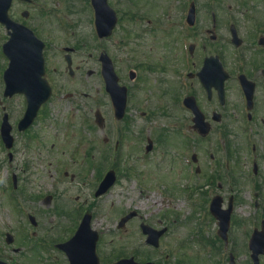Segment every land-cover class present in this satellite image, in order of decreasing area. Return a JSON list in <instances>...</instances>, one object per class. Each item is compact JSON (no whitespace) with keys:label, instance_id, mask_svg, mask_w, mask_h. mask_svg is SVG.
<instances>
[{"label":"rangeland","instance_id":"rangeland-1","mask_svg":"<svg viewBox=\"0 0 264 264\" xmlns=\"http://www.w3.org/2000/svg\"><path fill=\"white\" fill-rule=\"evenodd\" d=\"M68 1H72L76 5L74 7L73 5L64 6L59 11L62 12L65 7H68L67 15L70 18L73 13L74 21L69 19L68 23L76 25L74 33L72 34L71 30L69 32L62 31L63 33L57 31L53 34L55 38L48 41L49 44L60 45L64 42L70 46L78 45L82 41V37L91 36L89 26L87 28L85 22L87 20L86 13L82 12L80 1ZM127 1L124 0L122 3H127ZM36 2L40 5L25 7L32 13L26 22L32 28L33 26L38 27L37 24L47 22L43 17L38 16L39 7L48 9L52 7L42 0H36ZM174 2L175 0H150L152 6L150 7L148 0V8L154 18L164 19L165 11ZM260 4H264V0H259V24H261L259 33L264 36V8ZM15 9L17 8L15 7ZM168 13L173 15L171 11ZM13 17H15L14 14ZM37 27L35 28L37 29ZM137 36H140V33L135 32L133 39ZM43 37L44 35L41 36V38ZM118 37L117 34L109 40H105L103 49L109 55L115 54L114 57L119 61L118 66L122 72L119 71L124 78L126 76L123 71L131 67L128 59L132 57L131 55H133V66L152 60L158 65V69L151 72L147 71L145 67L138 69L139 81L135 83L134 91L133 86L131 88L132 94L139 99L136 104H134L135 102L131 103V115L128 116L134 122L127 126V129L125 126L123 127L125 134L121 139L118 137V132L113 133L117 143H120L116 153H110V150L114 148L115 139L112 136V131L115 128L111 120L109 98L103 90L100 78L95 74L97 68L93 62L70 78L68 74H63L64 66L56 60L53 61L55 63L53 67L55 66L58 71L51 77L52 79L50 78L54 89L53 97L46 104L32 130V134L36 133L34 142V145H37L36 148L24 146L31 140L27 137H23L24 140H22L16 131V120L22 116V111L25 109L24 99L19 96L4 99L2 97L3 84L0 80V123L1 107H5L9 123L12 126L11 134L14 137V146L11 150L14 155L12 161L7 159V151L1 146L0 141V236L4 239L6 232L11 233L14 237L21 234L25 213L17 212L20 201L21 205L26 206L28 210V206H36L45 196L52 195L53 201L48 212L57 215L54 233L61 234L67 227L64 237L67 239L72 237L79 225L77 219L87 213L85 211L79 214L78 211H75L77 209H74V206L77 207L76 203H78L88 209L92 215L91 228L99 235L100 249L97 251V255L101 258L114 261L132 257L136 262L144 263L163 259L166 255V257L170 256L167 258L168 263L177 260V264H218V256L215 255L213 249L217 245L210 242L216 238L213 231L216 229V225L212 218L209 220V217L206 216L204 220L202 219L207 215V212L204 213L202 210L204 196L199 194L198 197L197 194L192 197L197 204L196 206L194 204V208L188 201L189 199H186L187 195L184 196L186 183L190 187L187 191H195V188L192 187L193 179L187 180L185 177L177 176L176 163L178 164L180 161L177 147L182 141H179L180 133L177 122L182 117L188 116L180 111L178 103L181 94L178 96L180 87L176 70L179 73L181 69H188L186 65H183L178 51L179 44L176 39L179 40L181 34L175 33L171 36L168 33L166 46H162L159 41L149 42L155 37L143 36L139 40L142 48L134 54L133 50L138 43H134L133 40H131V44L124 46L118 43L119 48H117L115 43ZM4 38V30L0 27V44ZM150 48L153 49L150 50ZM215 48L212 47L209 52L215 51ZM238 55L240 52L232 49L230 59L226 57V61L231 62V66L234 63H239ZM251 56L247 52L242 60L246 58V62H248ZM259 59L261 60L260 65L264 68L263 53L259 55ZM165 65H167L166 70L164 69ZM88 69L94 71L90 77L86 76ZM195 89H197L198 97L203 99L202 91L196 84L193 90ZM83 93L91 98L86 100L82 97ZM66 94H72L74 97L67 98ZM174 94L176 97L178 96L175 100ZM96 109L104 118L103 129H99L94 123L93 113ZM140 111L148 112L146 118L137 114ZM119 127L122 129L121 125ZM160 135H163L164 141L157 142L153 153L144 155L142 147L146 146V138L154 140ZM26 138L28 140L25 142ZM184 138L187 139V137ZM210 141L212 144L218 143L215 135L211 136ZM244 141V136H242L237 143L245 144ZM181 143L180 147H182ZM238 157L243 162V173L247 172L249 154L246 147L241 149ZM108 170L115 171L116 182L104 195L94 198V191ZM64 172H67V177H64ZM13 175L17 179L18 191L15 195H11L7 191V188H12L11 177ZM71 175H74V180H70ZM250 175L251 166L249 168ZM182 183L183 186H181ZM232 184L239 197L233 213V217L238 223L230 233L231 243L228 244L225 252H235L237 264H251L250 253L244 252L242 242L244 234L249 237L252 229L259 223V210H255L253 203V193L259 189V181L240 178L236 183L233 181ZM226 187L228 186L226 185ZM23 192L24 195H21ZM150 197H153L156 203L147 201V198ZM75 199L78 201L76 202ZM60 201H63L64 206L68 208V213L66 212L65 215L57 212V203ZM179 204L181 206H178ZM183 204L184 206H182ZM26 208L25 211H27ZM131 211L136 213L135 218L126 223L124 228L118 229L119 220ZM188 221L193 223L189 224ZM207 221L210 223H206ZM142 222L154 230L161 229L165 224L168 226L161 237L156 254L152 247L144 245L145 238L140 229ZM194 224L201 225V232L192 228ZM239 236L240 240L238 244H235L232 239L238 240ZM204 241L207 242V245H204V247L207 246L206 248L202 247ZM164 245L168 247L164 249ZM130 247L134 248V256L131 255L132 251L128 252ZM260 264H264V258L260 259Z\"/></svg>","mask_w":264,"mask_h":264},{"label":"flooded vegetation","instance_id":"flooded-vegetation-1","mask_svg":"<svg viewBox=\"0 0 264 264\" xmlns=\"http://www.w3.org/2000/svg\"><path fill=\"white\" fill-rule=\"evenodd\" d=\"M42 1L48 6L52 5V8L40 7L38 16L45 18L47 22L37 24L38 27H33L41 36L44 35L45 77L48 82L51 84V77L58 73L57 68L52 66L55 64L53 62L54 60L64 66L63 74H65L67 67L65 61L68 55L72 67H74L72 77L75 75V72H80L82 69H85L91 62L95 64V68H97L95 74L99 76V69L101 67L99 57L101 54L106 53L114 66L118 78V85L125 89L126 100L124 115L119 122L126 124L129 121V126L133 123L128 118L131 115L130 105L132 102L136 104L139 99L136 95L132 94L131 88L133 86L134 91L136 87L135 83L139 81L138 69L145 67L147 71L151 72L154 69H158V65L154 61L149 60L148 62L133 66V55H131L132 57L130 56L131 58H128L131 69L126 68L123 71L126 76L124 78L118 66L119 61L114 57L115 54L111 53L109 55L103 49V40L94 37V30H92V21L90 19L93 13L89 7V0L79 1L86 9L82 8V12L84 11L86 13L87 20L85 22L87 23V28L89 26L91 36L85 35V37H82V41L80 40L81 42L78 45L65 46L55 43L49 44L48 41L55 38L53 34L57 31L63 33L65 29L74 30V27L76 28V25L68 23L69 19L74 21L73 13L70 15L71 18L67 15L68 7H65V10L63 9L62 12L59 11L64 6L73 5L74 7L76 3L68 0ZM123 1L113 0L110 4L116 14V25L112 31V36L119 35L118 42L116 41L115 43L117 48H119L118 43L124 46L125 44H131V40H133L134 43H138L137 47L133 50L134 54L142 48L139 40L143 36L155 37L149 42L159 41L162 46H166L168 33L171 36L175 33L188 36L185 41L188 45L186 53L183 49V39H176L179 44L178 51L181 55L180 59H182L183 65L189 64V71L185 74L188 81V89L184 94L194 97L197 106L204 114L205 120L210 123L211 130L207 137L202 138L199 136L192 123L191 113L182 106L180 111L187 114L188 118L187 120L181 121V123L184 126L183 128L189 132V137L193 140L186 141L185 144L181 143L182 147H180V150L182 154H187L191 158V165L195 169V179L188 173H185L183 165L180 163L177 165L178 176L180 178L189 177L193 179L195 185L197 181H203L204 187L211 188L209 190L211 191V196L220 197L222 208L227 207L231 203L234 207L239 197L235 191L233 192L230 186L226 187V184L233 179L235 181L240 178L246 179L251 165L252 172L253 167L254 169L256 168L254 177L259 178L258 202L256 201L255 203L259 207L260 223L264 215V69H259V0H175L165 11L164 19H156L153 17L148 8V0H128L127 3H122ZM12 4V10L14 7L17 8L13 14L15 15V19L18 20L17 17L18 15L21 16V12L23 11L22 6L25 3L13 0ZM32 4L40 5V3L34 2V0ZM191 5L195 9V22L193 26H187L184 21ZM149 6L152 7L150 0ZM169 11L173 15H170L168 13ZM233 28L239 37H246L242 39L240 48L243 51L250 50L257 54L252 55L251 60L248 62L231 66V62H227L226 57L230 59V52L232 50L231 32ZM135 32L140 33V36L133 39ZM200 37H207L209 43H204V39ZM246 40L249 41L247 44L245 43ZM212 47H216L215 51L206 52L207 50H211ZM65 49H72V51L68 52L67 55ZM127 53L129 54L130 50ZM209 56H218L223 69L229 75L224 82V98L222 101L218 98L217 92L214 89H212L211 94L208 96L200 86L204 100L198 97L197 89L193 90L195 84L196 86L199 85L196 74L200 70L204 58ZM186 58L187 60H185ZM166 66L164 67L165 70ZM92 74H94V71L88 69L86 76L90 77ZM177 75L180 87L178 88V92L183 93L184 86L180 82L181 77L176 70ZM239 75H245L247 80L254 85L251 105H247L245 95L240 86ZM184 94H181L180 100L183 99ZM68 96L70 98L74 97L71 95ZM82 97L86 100L91 98L85 93L82 94ZM147 113V111H140L137 114L145 117L148 115ZM217 115L219 116L218 123L211 122L213 117H218ZM247 132H250V134H247ZM212 135H215V137L217 135L222 140L221 148L218 146V143L212 144V141H210ZM242 136H244L245 144H238L237 141ZM248 140L252 145L249 158L251 162L248 160V171L243 173V163L240 157H238V154L243 147L247 148L249 144ZM181 158H183V155ZM215 181L217 182L213 184ZM50 197V202H52L53 196ZM45 200H41L40 204L36 206H28L29 210L26 213L28 229L31 227L34 230L31 236L28 235L27 231H23L24 234L15 236L12 245H6L3 239L0 238V261L7 264H72L70 257L57 249L58 244L64 243L68 239H59L52 236L57 215L48 212L51 203L46 204ZM64 207V205L58 204L56 209H60L58 212H65ZM31 218H33L32 221ZM236 224L237 222L232 223L230 232L236 227ZM243 239L242 243L245 244L247 234H244ZM243 249L245 250V248ZM98 250L99 248L96 246V251ZM115 262L117 260L110 261L102 260L100 257L98 258L99 264H113Z\"/></svg>","mask_w":264,"mask_h":264},{"label":"water","instance_id":"water-1","mask_svg":"<svg viewBox=\"0 0 264 264\" xmlns=\"http://www.w3.org/2000/svg\"><path fill=\"white\" fill-rule=\"evenodd\" d=\"M11 0H0V23L6 25L7 29H11L12 33H9L10 40L4 45L3 50L8 57L10 63L8 69L4 73L5 91L4 97H11L16 93H24L27 99V110L24 118L19 123V130L26 129L33 122L36 117L37 111L42 103H44L50 96V88L42 76L43 59L41 55L42 44L35 39L33 34L25 27L12 23L7 18V10L10 6ZM99 19L98 26L101 36H107L110 33V28L114 25V17L111 11L105 7H98ZM104 74L107 78L110 91L113 87V75L110 67H106ZM97 121L98 117H97ZM10 126L7 123V117L4 116L1 126V137L6 147L9 149L12 146V137L10 136ZM114 173L109 172L99 189L96 192V196H99L107 191V189L114 182ZM215 206V203H213ZM213 214L220 220V232L225 237V232L228 226V212L220 214L217 213L215 207H213ZM128 215L121 220L119 226L123 224L131 217ZM144 232L148 233V242L152 245H156L157 236L159 234L144 227ZM96 235L89 230V216H86L79 227L76 235L70 241L69 244L79 246V256L75 258H81L88 261L91 264L95 259L93 251ZM63 250L65 245L60 247ZM250 249L252 251L253 264H259L258 256L264 252V241L259 238V233L255 232L250 242ZM75 255V254H74ZM117 264H134L132 260L121 261ZM231 264H234L231 259Z\"/></svg>","mask_w":264,"mask_h":264},{"label":"bare ground","instance_id":"bare-ground-1","mask_svg":"<svg viewBox=\"0 0 264 264\" xmlns=\"http://www.w3.org/2000/svg\"><path fill=\"white\" fill-rule=\"evenodd\" d=\"M147 201H152L153 203H156L153 197L147 198ZM178 206H181V204H179ZM182 206H184V204Z\"/></svg>","mask_w":264,"mask_h":264}]
</instances>
